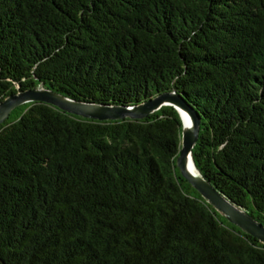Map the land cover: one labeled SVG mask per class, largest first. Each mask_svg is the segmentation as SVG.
Wrapping results in <instances>:
<instances>
[{"label": "trees", "instance_id": "trees-1", "mask_svg": "<svg viewBox=\"0 0 264 264\" xmlns=\"http://www.w3.org/2000/svg\"><path fill=\"white\" fill-rule=\"evenodd\" d=\"M197 111L192 161L264 226V0H0V102L39 88ZM182 123L44 102L0 124V264H264L176 166Z\"/></svg>", "mask_w": 264, "mask_h": 264}, {"label": "water", "instance_id": "water-1", "mask_svg": "<svg viewBox=\"0 0 264 264\" xmlns=\"http://www.w3.org/2000/svg\"><path fill=\"white\" fill-rule=\"evenodd\" d=\"M27 102L48 103L70 114L99 121L125 118L142 119L164 105L174 107L178 111L182 123L181 148L176 163L182 177L230 223L264 244V226L218 193L195 167L191 150L197 141L200 118L197 111L177 93H162L144 103L125 107L82 103L39 87L17 91L1 101L0 124L5 121L15 107ZM188 162L191 163L196 175H193L189 170Z\"/></svg>", "mask_w": 264, "mask_h": 264}, {"label": "bare ground", "instance_id": "bare-ground-1", "mask_svg": "<svg viewBox=\"0 0 264 264\" xmlns=\"http://www.w3.org/2000/svg\"><path fill=\"white\" fill-rule=\"evenodd\" d=\"M188 167H189V170L191 171V173L194 175V174H195V173H194V169H193L191 163H189V162H188ZM195 175H196V174H195Z\"/></svg>", "mask_w": 264, "mask_h": 264}]
</instances>
